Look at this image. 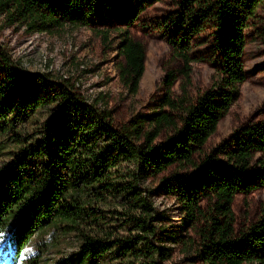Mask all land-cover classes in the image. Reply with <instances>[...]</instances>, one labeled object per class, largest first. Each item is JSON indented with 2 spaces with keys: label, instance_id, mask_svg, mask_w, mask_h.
Listing matches in <instances>:
<instances>
[{
  "label": "trees",
  "instance_id": "1",
  "mask_svg": "<svg viewBox=\"0 0 264 264\" xmlns=\"http://www.w3.org/2000/svg\"><path fill=\"white\" fill-rule=\"evenodd\" d=\"M95 1L0 0V18L30 32H52L88 25ZM113 1L143 10L158 0ZM187 3L192 6L187 26L169 39L173 56L187 63L182 72L189 77L185 42L191 32L200 34L208 23H217L219 84L195 100L175 97L177 75L171 72L157 110L121 127L68 79L23 72L0 43V154L7 156L0 164V240L11 250L10 261L1 257L0 264H24L31 239L55 230L64 237L74 234L78 244L75 259L61 264H166L172 248L165 244L162 215L152 202L157 190L176 194L191 223L206 222L198 229L205 264H264V211L239 232L233 211L236 195L264 187V124L247 125L214 155L197 157L236 100V83L246 79V30L264 0ZM119 53L120 79L137 93L146 48L123 30ZM166 129L173 135L157 142ZM175 165L189 168L161 179L154 190L144 186ZM32 258L41 262L39 251Z\"/></svg>",
  "mask_w": 264,
  "mask_h": 264
},
{
  "label": "rangeland",
  "instance_id": "2",
  "mask_svg": "<svg viewBox=\"0 0 264 264\" xmlns=\"http://www.w3.org/2000/svg\"><path fill=\"white\" fill-rule=\"evenodd\" d=\"M191 7L187 0H158L143 10L136 5L119 7L113 0H96L88 25H68L52 32H30L22 24H10L1 17L0 43L23 72H46L58 80L68 79L84 99L98 100V106L109 110L114 124L121 127L138 115L157 110L167 94L165 83L171 72L177 75L175 97L186 94L190 100H195L219 84L214 53L219 33L217 23H208L200 34L191 32L190 40L185 42L191 58L189 77L182 72L187 63L173 56L169 39L178 38V30L185 29L184 22H188L187 13ZM123 30L130 31L146 48L145 72L134 94L122 83L118 70L123 60L119 53ZM246 35L242 54L246 79L236 83L237 98L197 156L198 161L214 155L245 126L264 124V5L250 17ZM171 135L173 131L166 129L157 142H164ZM218 159H224L223 154ZM5 161L7 156L0 154V164ZM188 168L175 165L149 177L144 186L154 190L161 179L184 173ZM152 202L162 215L165 244L172 248V257L166 264H205L200 255L205 242L198 229L206 222L196 225L188 221L176 194L157 190L152 194ZM233 211L237 232L250 227L263 214L264 187L236 195ZM173 236L180 237V242ZM53 238L56 239L54 243ZM42 241L43 246H38ZM30 242L23 250L24 264H61L71 261L78 253L77 239L72 233L64 237L55 230L44 236L35 235ZM6 245L7 242L0 240V261L4 257V263L11 259V250H5ZM38 251L41 262L36 263L32 255Z\"/></svg>",
  "mask_w": 264,
  "mask_h": 264
},
{
  "label": "snow or ice",
  "instance_id": "3",
  "mask_svg": "<svg viewBox=\"0 0 264 264\" xmlns=\"http://www.w3.org/2000/svg\"><path fill=\"white\" fill-rule=\"evenodd\" d=\"M3 238V236H2V234H0V239H2Z\"/></svg>",
  "mask_w": 264,
  "mask_h": 264
}]
</instances>
